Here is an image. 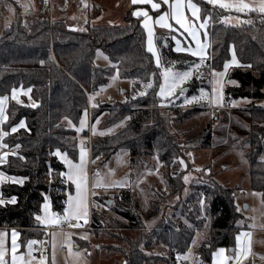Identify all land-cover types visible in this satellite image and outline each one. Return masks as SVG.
Masks as SVG:
<instances>
[{"label": "trees", "instance_id": "obj_1", "mask_svg": "<svg viewBox=\"0 0 264 264\" xmlns=\"http://www.w3.org/2000/svg\"><path fill=\"white\" fill-rule=\"evenodd\" d=\"M17 0H0V96L10 94L14 88H30L36 106L10 100L8 117L3 129L8 133L4 142L9 148H16L15 155L9 154L1 169L10 175L24 178L23 183L5 182L1 186L4 198L15 197V203L0 204V227L16 228L20 232L21 249L29 239L41 237L37 229L36 216L41 213L47 197L51 209L63 213L68 196L74 186L61 173L67 167L55 154L65 152L73 160L78 159L79 147L76 130L69 127L65 118L77 123L83 112L89 108V96L107 82L114 70L133 80L137 92L151 80L144 95L134 97L127 104L110 103L102 105L114 109V116H108L105 123H111L129 115L130 120L119 131L96 139L91 144L92 157H111L119 148H127L132 169L141 167L144 157L156 155L163 164L162 178L167 191H161L154 184L145 186L150 198L146 218L157 214L169 195H180L185 188L183 172L178 167L172 175L166 169L176 165L179 157V143L170 132L169 116L159 106L162 99L157 95L161 81V67L147 51V33L139 18L127 12L121 24L88 25L86 29L74 30L65 21H50L46 16L24 18L18 11ZM200 5L201 17L211 15L207 32L210 40L208 55L204 61L208 71L223 69L234 49L241 66L228 69L227 80L237 85H227L229 98L244 97L250 100L246 105L249 113V130L245 136L248 145L249 188L262 194L264 202V15L257 12L238 13L196 0ZM14 7L9 25L3 27V14ZM238 16L241 25L224 23L222 17ZM247 21H251L248 23ZM162 64L174 68H189L199 58L188 52H177L169 31H158L155 36ZM97 48L104 49L110 56V66L95 63ZM43 61V63H41ZM243 65H251L244 67ZM187 93L197 92L204 86L199 77L190 80ZM207 88L210 89L209 84ZM116 107V108H115ZM129 107H134L129 108ZM91 114V119L107 108ZM25 122L24 127L11 129ZM201 147L212 144L213 125L208 123L197 135ZM19 145V148L16 146ZM190 197L184 201L182 216L194 227L179 228L170 224H156L143 242L127 240L129 247L123 250L127 264H156L166 261L151 249L162 246L175 264L174 253H185L191 246L198 223L200 205L204 201V214L211 220L210 238L198 250L200 264H211L213 253L220 247L235 246V237L240 229L241 213L237 210L235 196L237 187H229L217 181H205L192 185ZM123 209L113 206L117 212L131 221L130 227L143 225L140 205L131 189H122L117 195ZM106 205L105 201H102ZM108 205V204H107ZM95 210L92 226L97 220ZM137 219V220H136ZM138 221V222H137ZM140 245V246H139Z\"/></svg>", "mask_w": 264, "mask_h": 264}, {"label": "rangeland", "instance_id": "obj_2", "mask_svg": "<svg viewBox=\"0 0 264 264\" xmlns=\"http://www.w3.org/2000/svg\"><path fill=\"white\" fill-rule=\"evenodd\" d=\"M71 1L72 3L76 1L78 6L79 2H81L82 0ZM92 1L94 2L91 3L92 6L89 10V13L81 11L82 13L77 14L76 11L80 10V6H78L79 9L77 10L73 9L70 6L71 10H73V12L78 15L77 19H80H72L69 27L74 30L80 31L82 29H86L88 25L121 24L126 13L130 12L127 10L132 7L127 6V0H91V2ZM16 2L19 6L18 11L20 12V14L24 16V18H28L35 15L44 17L45 9H47L48 5L50 7L52 6L53 0H37L40 6L37 13H31L29 11L32 4L31 0H17ZM154 2L157 3V1L155 0ZM150 6L151 5H147L139 7L138 9H144L148 11L149 16L151 17L149 12ZM11 9V12L14 13V7H11ZM12 13L9 14V12L6 11L3 14L2 24L11 22V19L13 17ZM166 13H169V10ZM257 13L261 14L259 12ZM228 17L231 18V21L228 24L241 25L244 22V20L241 18L236 19L231 16ZM143 19L144 17L141 16L142 24ZM188 19L191 20L190 18ZM50 21L52 22L53 20ZM151 23L153 26V21H151ZM165 29L169 30V28ZM169 33L172 36L173 40L178 39V37L181 36L175 30L169 31ZM97 50H99L102 55L98 56ZM97 50L94 59L95 63L103 67L110 66L112 64V61L107 52L102 48H97ZM157 52L159 54L158 48ZM231 59L232 56L230 60ZM199 63L200 61L196 62L195 64ZM192 66H190L189 68H191ZM169 67H171L173 71L180 72L187 71L189 69L188 67L174 68L163 63L161 72L164 68ZM215 71H223V69H216ZM194 75H197V77H199V81L204 84L205 87L201 86L199 87L197 92L187 93L191 88L189 86V83ZM192 77L187 80L184 85H182V87L184 88L183 95L179 94V88L176 89V93L171 97L163 98L158 95L162 99V101L159 102V104H161L159 108L163 113L169 116V129L179 143L178 145L180 153L179 157L176 160V165L173 164L171 168L166 169L165 173L167 175H172L176 173L174 170L176 167H178L181 170L180 172H183V180L185 176L188 177L187 182H185L184 180L185 188L180 195H169L166 197V203H163V206L158 211V213L161 214L162 219L159 226L170 224L176 228L182 226L193 229L188 226L191 223L187 219H185L184 216H182V212L185 207L184 201H186L190 197L193 191V184L213 180L229 187H237V199L239 203H241L239 204V210H242L239 211L242 215L241 219L239 220V224H242L243 226L244 224H247L250 225V227L252 225H255V227H252V229H256V225H258L257 220L260 217V212L257 209V203L261 202L262 198L260 199V194L258 192L249 189L248 159L246 156L248 145L245 141L246 132L249 130V113L236 110L238 109V106H244V104H247L248 102H250V100L244 97L229 98L226 93L228 84L225 85L224 83L223 101L219 104H212L214 105V108L211 109L209 107V99H192L193 97H200L201 89L209 94V98L211 97L213 88V84L210 83V81L213 80L211 70L208 71L206 65L203 64L198 70L193 71ZM161 83H163L162 75L160 84ZM208 84L210 86V89L207 88ZM146 85H144L141 90L134 92L133 80L129 77L122 76L120 70L116 69L109 76L107 82L104 83L98 91L89 96L92 97V99H89L90 107L88 108V110H86L87 116L85 117V111L81 116V118L86 119L87 127L80 132L76 131V137L78 139L79 147L78 161L80 160L81 142H83L84 146L86 147L87 143H93L96 138H103L107 135L119 131L130 120V116L126 115L114 122L105 123V119L109 115L113 117L116 111H114V109H111L109 111L111 107H104L102 105L113 103L116 104V107L118 108V104H127L134 97L146 92V89L148 88L146 87ZM186 100L191 102L186 103ZM229 104L237 108H228L227 106ZM93 105H95V107ZM216 106H221L223 108L222 110H220L221 108L218 109L216 108ZM97 108L107 109L99 112L93 120L91 119V114L99 110ZM129 108L133 109L134 107ZM81 118L77 123H74L69 118H65L64 121L67 122L69 127H72L76 130L80 127ZM69 121H71V124H69ZM208 123H212L213 125V139L210 147L203 148L201 147L202 145L197 139V135H199V132L201 133L203 128ZM73 125L75 127H73ZM93 125H95L96 128L95 134H93L92 131ZM101 133L104 134L101 135ZM86 149L89 150L88 147H86ZM60 153L62 155L66 154L65 152ZM91 157L92 154L89 158L91 175L89 178L87 176V183H89L90 185L91 193L97 200H100L101 202L111 200V204L104 205V203L102 202L103 205L96 214L97 224L95 225V227L91 225L88 230L66 231L57 229L55 228L56 226L48 225L49 227L53 228L52 230L46 231V233L49 234L51 241H49V237H39L34 241H38L39 243L37 244L39 246L45 244L49 245V242H51V264H53V253H55V264H72L70 259L71 254L69 252L66 239L70 240L73 251L76 245L72 244L74 235L85 237V239L75 238L78 240V243L82 248H78V250L75 249V251L81 253V257L79 259H76L77 262L74 263L87 264L89 261L88 264H123L125 256L122 251L127 250V248L129 247V242L127 240H138L136 241V243L139 241L143 242V240H145L144 237L151 234L150 230H152V227L149 228L145 224L144 220V218H146L145 213L150 206V198L147 190L145 189V186L151 183L154 184L158 190L167 191L165 180L162 178L163 164L159 160V158L156 155H153L150 158L144 157L140 163L141 167L135 170L132 169V166L130 165V153L127 148H119L109 158H105L103 155H98L94 158ZM58 158L64 162L61 156H58ZM67 158L69 159L68 155ZM262 158L264 159V154H262ZM181 160H183V164L180 163ZM97 172L99 173V177H97L96 175ZM125 177H127V182L123 187H93V184H95L98 180L102 184H112L115 181L123 180ZM73 185L75 186V184ZM122 189H131V191L135 193V197L137 198L140 205L139 211L142 213L143 225L137 229L130 227L131 221L122 216L113 207L116 206L119 209H123V207L118 204L119 201L117 197ZM144 192L146 193L148 200L147 206ZM200 201H203V199ZM48 202L50 204L49 200ZM244 203L250 204L251 207L249 209L244 208ZM198 204L200 205L199 220H201L198 221V223L200 222L202 224L197 226L199 227V229L196 230L195 236L193 238L195 239L196 243L193 244L192 240L191 246L189 248L191 249L189 259L185 260L182 258L184 254L189 252V249L185 253H182L181 256L176 255V253H178L177 251L174 253V255L180 256L182 261H189L190 264H196L198 260L197 254L200 245L210 238L211 220L208 217H205L204 201L203 204H201L200 202H198ZM50 211L53 212L51 208ZM57 214H60L61 216L63 215L62 213ZM40 215H44L43 207H41ZM80 221L84 222V219H81ZM158 222L156 223L157 225ZM37 225V229L32 231L40 232V234L37 233V235L40 236L42 234V231L39 229L42 228L39 227L40 224ZM52 233L56 234L55 237H53ZM53 243H55V249H53ZM137 244L141 245L142 243ZM61 246H63L62 250L60 248ZM150 252H157L161 255V257H164L166 259V261L164 262L158 260L156 264H175L174 260L170 256H166L167 250H165L162 246L151 249ZM32 255L34 256L33 252ZM43 256L46 257L47 264V260L49 257L47 255ZM39 258L40 257H36V260L33 261V264H38ZM248 264H254V261L249 262Z\"/></svg>", "mask_w": 264, "mask_h": 264}, {"label": "snow or ice", "instance_id": "obj_3", "mask_svg": "<svg viewBox=\"0 0 264 264\" xmlns=\"http://www.w3.org/2000/svg\"><path fill=\"white\" fill-rule=\"evenodd\" d=\"M164 4H169L171 9L170 13H164L159 15L155 23L159 24L161 27L164 28H171L172 25L168 23L169 16L171 19H174L181 28H183L189 36H191L192 40L195 41V47L187 46L181 47L180 42L177 41V52H190L193 56L199 57L200 63L193 64L191 68L187 71H173L171 67L164 68L161 72L163 77V83L159 85V92L157 95L163 98L171 97L176 93V89L179 88V94L183 95L184 88L182 85L189 80L194 70H198L203 64L207 56L206 49L210 46L208 42H202L200 39V29H207L209 21L212 19L211 15L204 16L201 18V9L198 4L193 3V0H162ZM208 4L213 5L214 7H219L221 9L232 11L235 10L238 13H251V12H259L264 15V0H256L255 3H249L248 0H206ZM133 4H151L153 9L160 8V4L154 3L153 0H132ZM185 6L191 12V15L195 20L201 21L197 27V25L190 21L184 12ZM12 11V9H9ZM133 16H143V28L147 32V51L152 54V56L156 60V64L158 67L162 66L161 57L157 52V48L155 46V35L152 26V17L149 16L148 11L144 9H138L137 11L133 12ZM224 23H230L231 18L228 16L222 17ZM251 23V21H247ZM204 35L207 36V32H204ZM97 55H102L99 50H97ZM107 58V57H105ZM43 63V61H41ZM241 66L240 62L237 60L235 51L233 49L232 59L228 62H225L223 66V71H215L213 70L212 76L213 80L210 83L213 84L212 88V95L209 98V94L206 93L203 89H201L200 97H193V100L197 99H209L210 104H219L223 101V87L225 83V77L228 73V69L233 66ZM244 67H251V65H243ZM227 83L235 84V81L229 80ZM146 87H152V81L150 80ZM30 91V90H29ZM144 95V93H141ZM8 97H0V122H2L6 117L4 116V104ZM12 99H17L16 90L13 89ZM92 99V97H89ZM19 102V101H18ZM191 101L186 100V103H190ZM33 107L36 105L33 104ZM95 107V105H93ZM87 116V111L85 110V117ZM98 122V121H97ZM71 124V121H69ZM25 122L23 120L20 121V124L16 127L11 129L12 132H15L18 127H24ZM73 127H75L73 125ZM87 127L86 119L81 118L80 120V127L76 129L77 132L82 131ZM93 134L96 132L95 125L92 126ZM110 131V130H109ZM104 133H101L103 135ZM8 133L4 131H0V141H2L4 136H7ZM0 147H7L6 144H0ZM19 148V145L16 146ZM86 152L87 149L84 146L83 142H81L80 146V160L78 163H74L72 160L67 158V154H61L59 150L55 153L57 156H61L64 160V163L67 165L68 171L66 173H61V175L66 176L68 181H71L75 184L76 187V194L75 196L69 195L66 201V207L64 208L63 215L54 213L50 211V204L48 202L47 197H45V203L43 204L44 215L40 216L37 215L35 218L41 224L46 226L53 225L59 226L62 222H69L75 220L77 223L71 224L73 227H79V221L84 219V222L87 223V215H88V203H87V174H86ZM15 155V153H12ZM8 153L5 152L0 154V164L5 162V158L7 157ZM183 164V160L180 161ZM111 171V170H110ZM97 177H99V173L97 172ZM4 173L0 172V179H4ZM13 181L23 183V179L17 181L15 177H8ZM185 182H187L188 177H184ZM127 182V177H125L121 181H115L112 184H102L99 180L93 184V187H123ZM16 198H11V203H15ZM4 199L0 198V204H4ZM203 204V201H200ZM239 210V209H237ZM190 228L194 227L193 225H188ZM251 227H255L252 225ZM19 233L16 232L15 229L11 232V248L6 246V237L7 233L0 232V264H9V258L11 264H33V261L36 260V257L32 255L33 252V245L39 243L38 241H28L27 243V253L20 254L18 253L17 249L19 247L17 243V237ZM53 237H55V233H52ZM236 240V247L233 249L234 256L229 257L225 255L226 249L220 248L213 255V264H229L231 261L232 264H243V260L246 259L251 254V246H252V233L250 231H242L238 233L235 237ZM67 246L69 248V252H72V245L70 240L66 239ZM196 241L193 239V244ZM53 249H55V243H53ZM191 253V249L189 252L183 255V259H189V255ZM75 257L79 259L81 257L80 252L74 253ZM181 258L178 256V259ZM38 264H46V257L41 256L39 258ZM53 264H55V253H53ZM127 264V262H125Z\"/></svg>", "mask_w": 264, "mask_h": 264}, {"label": "crops", "instance_id": "obj_4", "mask_svg": "<svg viewBox=\"0 0 264 264\" xmlns=\"http://www.w3.org/2000/svg\"><path fill=\"white\" fill-rule=\"evenodd\" d=\"M155 1H157V4H160V8H158V9H153L151 6L149 7V12H150V15H151V17H152V21H153V30H154V35L156 36V33L158 32V31H160V30H162V31H176L178 34H180L181 36H179L178 37V39H174V49H176V47H177V41H179L180 42V46L181 47H187V46H191V47H195V41H193L192 40V38H191V36H189L188 35V33L183 29V28H181L180 27V25H178L177 23H176V21L174 22V19H171V17L169 16V19H168V23H171L172 24V28L171 29H169V30H167V29H165L164 27H161L159 24H156L155 23V20H156V18L159 16V15H162V14H164V13H166L168 10H169V13H170V11H171V9H170V7H169V4H164L163 2H162V0H155ZM36 2H37V0H36ZM35 2V0H31V8L29 9V11L32 13V12H34V13H37L38 11H39V4H38V2L36 3ZM94 1H92L91 2V0H82L81 2H79V5L78 6H80V10H77V9H79L78 8V6H77V2L75 1V2H73L72 3V1L71 0H53V2H52V6L50 7L49 5H48V7H47V9H45V16L46 17H48L50 20H53V21H65L68 25H70V23H71V21H72V19H77V17H78V15L77 14H79V13H82L83 11H85V12H87V13H89V10H90V8H91V6H92V4L91 3H93ZM153 2H154V0H153ZM172 2V0H170V3ZM248 2L249 3H253V2H256V0H248ZM75 3H76V5H75ZM127 6L129 7V6H132V7H130V8H132V9H128L127 11H130L131 12V14H132V16H133V12H135V11H137V9L139 8V7H143V6H149V5H151V4H133L132 3V0H127ZM155 3V2H154ZM193 3H196V4H198L197 3V1L196 0H193ZM185 4H186V0H185ZM199 5V4H198ZM70 6L73 8V9H76L77 11H76V13L77 14H75L74 12H73V10H71V8H70ZM199 7H200V5H199ZM8 12H9V14H11L12 12L10 11V10H7ZM82 11V12H81ZM184 12H185V16L187 17V18H190L191 20H192V22H194L196 25H197V27H198V25H199V23L201 22V21H199V20H195V18H193L192 17V15H191V12L187 9V7L185 6V8H184ZM247 13V12H246ZM246 13H244V14H246ZM243 14V13H242ZM82 16V15H81ZM133 17H136V18H139L140 19V21H141V16L140 17H137V16H133ZM231 17H234V18H236V19H238V18H241V17H238V16H231ZM202 18V17H201ZM78 19H80V18H78ZM77 19V20H78ZM242 19V18H241ZM190 20V21H191ZM142 23V22H141ZM10 24V22L9 23H5V24H3V27H5V26H7V25H9ZM209 24V23H208ZM208 27V26H207ZM200 31V39H201V41L202 42H204V41H206V42H208L209 44H210V40H209V37H208V32H207V29H200L199 30ZM207 32V36H205L204 35V32ZM147 33V32H146ZM146 42H147V39H146ZM154 43H155V46H156V42L154 41ZM157 48V47H156ZM208 50H209V47L206 49V52H207V55H208ZM188 53H190V52H188ZM191 54V53H190ZM192 55V54H191ZM194 57H196V56H194ZM207 57V56H206ZM197 58H199V57H197ZM213 70H216V69H212L211 70V73L213 72ZM226 77H227V75H226ZM225 77V85L226 84H228V85H230V83H227V81H229V80H227V78ZM236 82V81H235ZM231 85H237V82L235 83V84H231ZM15 90H16V96H17V99H12V94H13V90L11 91V93L10 94H7V95H3V96H0V97H8V99L5 101V104H4V116L6 117V119H7V117H8V114H7V108H8V104H9V102H10V100H15V101H19L20 103H26V104H31V105H33V104H36V101L31 97V89L30 88H22V87H18V88H14ZM30 90V91H29ZM261 105H264V100L262 101V102H259ZM246 105L247 104H244V106H238V109H236V110H240V111H244V112H246V113H248V111L246 110ZM209 107L211 108V109H213L214 108V105H212V104H209ZM208 107V108H209ZM228 108H237V107H233V106H231L230 104L227 106ZM216 108H218V109H220V110H222V108L223 107H221V106H216ZM216 110V109H215ZM6 119H4L2 122H0V131H4V129H3V123L6 121ZM5 132V131H4ZM248 133V131L246 132V134ZM5 137V136H4ZM4 137H3V139H2V141H0V144H6L5 142H4ZM96 139H98V138H96ZM91 144H92V142H91ZM7 145V144H6ZM86 147H88L89 148V150H87V153H86V174H87V176H88V178L90 177V175H91V171H90V167H89V165H90V151H91V149H90V145H89V143H87V145H86ZM15 150H16V148H9L8 147V145H7V147L5 148V147H0V154H3V153H5V152H7L8 153V155H7V157L5 158V162L4 163H6V161H7V159H8V156H9V154H11V153H14L15 152ZM79 157V156H78ZM92 158V157H91ZM69 159L70 160H72L74 163H78L79 161H78V159L77 160H73V159H71L70 157H69ZM4 163H2V164H0V172H2V173H4V179H0V198H2V199H4V201H5V203L6 202H10L11 201V198H4L3 197V195H2V192H1V186H2V184L3 183H5V182H16V181H13V180H11V179H8V177H15V178H17V181L18 180H20V179H23V181H24V178H22V177H19V176H15V175H10V174H7L6 172H4L2 169H1V165H3ZM68 171V170H67ZM90 172V173H89ZM68 180V179H67ZM71 182V181H70ZM16 183H19V182H16ZM72 183V182H71ZM73 184V183H72ZM74 186V185H73ZM250 189V188H249ZM163 190V189H162ZM251 190H253V189H251ZM144 191V190H143ZM253 191H255V192H258V191H256V190H253ZM90 192H91V190H90V185H89V183H87V203H88V198H89V194H90ZM259 194H260V199L262 198V194L260 193V192H258ZM70 195H72V196H75V186H74V191H73V193L72 194H70ZM144 195H145V200H146V206L148 205V200H147V196H146V193L144 192ZM48 199V198H47ZM49 200V199H48ZM4 203V204H5ZM44 203H45V201H44ZM43 203V204H44ZM239 204H241V203H239V201H238V199H237V193H236V205H237V208L239 209L240 207H239ZM245 204V203H244ZM249 206H248V209L251 207V205L250 204H248ZM257 205H258V211L260 212V217L258 218V220H257V224L258 225H256V229H252V227H250V225H245L244 224V226H243V228L242 229H240L239 230V232L238 233H240V232H242V231H250L251 233H252V246H251V254L246 258V259H244L243 260V264H248L249 262H253L254 261V264H260V263H264V202H263V200H261V202H259V203H257ZM67 206V205H66ZM50 208H51V205H50ZM146 208V207H145ZM53 211V210H52ZM239 211H242V210H239ZM54 212V211H53ZM63 214V213H62ZM163 214V213H162ZM40 215V214H39ZM41 216V215H40ZM161 219V214H156V215H153L152 217H150V218H144V220H145V224L149 227V228H153L154 227V225L159 221ZM37 224H40L39 225V227H41L43 230H45V232L41 235V237H43V238H47V237H49V234H47L46 233V231L48 230L47 229V227H49V226H46V225H44V224H41L40 222H36ZM261 225V226H260ZM259 226V227H258ZM13 229H15L16 230V232H18L19 233V235H18V237H17V243H18V245H19V247H18V249H17V251H18V253H20V254H26L27 253V251H28V249H27V243H28V241H34V240H36V239H38V238H35V239H29L27 242H26V246H25V249L24 250H22L21 249V242H20V232L18 231V229H16V228H1L0 227V232H4V233H7V237H6V246L9 248V250H10V248H11V232H12V230ZM85 230H88V229H85ZM85 230H80V231H85ZM237 233V234H238ZM236 234V235H237ZM75 236H77V235H74L73 236V239L75 240H73V242H72V244H76L75 245V247H74V250L70 253L71 254V263L72 264H76V263H74V262H77L76 261V257H75V255H74V253L75 252H77V251H75V249H77L78 250V248H82V247H80V244L78 243V240L77 239H75V238H78V239H85V237H80V236H77V237H75ZM49 241H51V238L49 237ZM42 246H48L49 247V252H48V254H47V256L49 257L48 258V260H47V264H51V262H50V256H51V242H49V245L48 244H45V245H42ZM235 247H236V240H235V246H234V249H235ZM61 248V250L63 249V246H61L60 247ZM220 248H224V249H226V252H225V255L226 256H229V257H232V256H234V252H230L229 251V249L228 248H225V247H220ZM220 248H218V249H220ZM218 249H216L214 252H216ZM86 252V251H85ZM33 254H34V251H33ZM198 255V254H197ZM34 256L35 257H38V256H36L35 254H34ZM88 263H89V261H88ZM87 263V264H88ZM9 264H11V261H10V258H9ZM211 264H213V258H212V262H211Z\"/></svg>", "mask_w": 264, "mask_h": 264}, {"label": "built area", "instance_id": "obj_5", "mask_svg": "<svg viewBox=\"0 0 264 264\" xmlns=\"http://www.w3.org/2000/svg\"><path fill=\"white\" fill-rule=\"evenodd\" d=\"M90 107V106H89ZM91 109V108H90ZM91 145V143L89 144ZM90 167V165H89ZM90 173V172H89ZM102 207V202L97 200L94 195L90 192L89 198H88V215H87V223L79 221L80 226L79 227H73L71 224L77 223L75 220L71 221V224L69 222H62L59 226H56L55 228L60 230H70V231H80L85 230L91 227L92 220H93V213L95 210H99ZM48 230H52L53 228L47 227ZM33 251L34 254L38 257H41L42 255H47L49 252L48 246H39L38 244L33 245ZM176 255H180V253H176ZM179 256V257H180ZM178 258V256H177ZM178 264H190L189 261H182L181 258L178 259ZM229 264H232L230 261Z\"/></svg>", "mask_w": 264, "mask_h": 264}, {"label": "water", "instance_id": "obj_6", "mask_svg": "<svg viewBox=\"0 0 264 264\" xmlns=\"http://www.w3.org/2000/svg\"><path fill=\"white\" fill-rule=\"evenodd\" d=\"M106 203H107V204H111V200H106ZM248 206H249L248 204H245V205H244V208H248ZM233 249H234V246H233V247H230V248H229V251H230V252H233ZM196 264H200V260H197Z\"/></svg>", "mask_w": 264, "mask_h": 264}, {"label": "bare ground", "instance_id": "obj_7", "mask_svg": "<svg viewBox=\"0 0 264 264\" xmlns=\"http://www.w3.org/2000/svg\"><path fill=\"white\" fill-rule=\"evenodd\" d=\"M100 201V200H99ZM101 202V201H100ZM106 202V201H105ZM107 204V203H106ZM102 205H103V203H102Z\"/></svg>", "mask_w": 264, "mask_h": 264}]
</instances>
